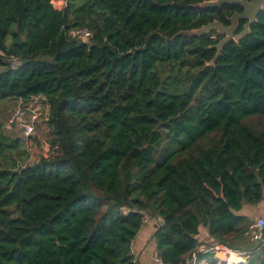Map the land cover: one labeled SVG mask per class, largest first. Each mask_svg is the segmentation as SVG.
I'll return each instance as SVG.
<instances>
[{
  "label": "trees",
  "instance_id": "obj_1",
  "mask_svg": "<svg viewBox=\"0 0 264 264\" xmlns=\"http://www.w3.org/2000/svg\"><path fill=\"white\" fill-rule=\"evenodd\" d=\"M51 1L0 0V111L39 98L50 136L31 163L0 121V264H137L146 218L161 264H218L215 245L264 264V7L214 60L223 36L187 33L237 5Z\"/></svg>",
  "mask_w": 264,
  "mask_h": 264
},
{
  "label": "water",
  "instance_id": "obj_2",
  "mask_svg": "<svg viewBox=\"0 0 264 264\" xmlns=\"http://www.w3.org/2000/svg\"><path fill=\"white\" fill-rule=\"evenodd\" d=\"M237 5L242 10L240 12H235L231 17L227 19L229 25H224L220 21H212L202 27L189 31L188 35H204L210 31H216L223 37L214 46L216 48V54L214 60L219 56L223 47L235 38H243L249 31L252 24L255 23L257 15L262 11L264 7V0H211L205 1L199 4L200 8H217L222 5ZM245 21L242 31L237 35L239 22Z\"/></svg>",
  "mask_w": 264,
  "mask_h": 264
},
{
  "label": "rangeland",
  "instance_id": "obj_3",
  "mask_svg": "<svg viewBox=\"0 0 264 264\" xmlns=\"http://www.w3.org/2000/svg\"><path fill=\"white\" fill-rule=\"evenodd\" d=\"M62 2H63V0H53V4L56 8H59L61 6ZM47 60H49V59H47ZM15 103H16L15 100H13L11 103H9V107H8V104H6V106L3 105L5 110L0 111V121L3 124L2 128H4L5 131L7 130L8 119L10 118V116H12L11 115L12 111L14 110L16 105H18L19 102H17L16 104ZM43 104H44L43 100H39L36 104H34L32 102L27 103V105H31V106L38 108L37 122L34 125L35 141L32 142V147L29 149V151H30L29 152L30 153V162L31 163L33 161H36L40 156L49 155V152H50V144H49L50 136L48 133V128L46 127V124H45V120L47 119V116H48V108L46 106H44ZM11 126L12 127L10 129H8L10 134L17 135V136H20L23 138L22 129L19 128L17 125L16 126L11 125ZM157 224L158 223L156 220L146 218L145 225L141 229V233L139 232L140 236L147 234V235L152 237L153 232L157 228ZM233 252L236 253L235 251H233ZM222 253H223V250L221 248L217 251L214 250V258L215 259L220 258L217 256V254L219 256H221ZM238 257H239L238 259H239L240 264H246L248 256H246V258L245 257L242 258L240 256H238ZM222 261H224V260H222ZM224 262H226V261H224ZM205 264H207V263H205Z\"/></svg>",
  "mask_w": 264,
  "mask_h": 264
},
{
  "label": "built area",
  "instance_id": "obj_4",
  "mask_svg": "<svg viewBox=\"0 0 264 264\" xmlns=\"http://www.w3.org/2000/svg\"><path fill=\"white\" fill-rule=\"evenodd\" d=\"M52 5L53 4V0L51 1ZM65 2L63 0V2L61 3V6L57 9H61L64 6ZM55 7V6H54ZM56 8V7H55ZM75 35L78 36L81 39L87 40L90 37V32L87 29H75L72 31L71 35ZM12 65L14 66L15 64L18 63V61L16 60V58L11 57L10 58ZM40 99L39 98H34L33 101H29L32 102L34 104H36ZM37 112H38V108L31 106V105H24V106H19L17 107V109L14 111V113L12 114V116L8 119V125H14V126H18L19 128L22 129V135L23 138H29L30 136H34V125L37 122ZM264 228V219L263 218H257L255 219L253 222H251V224L249 225V230H250V237L251 240H258V239H262V230ZM227 250L226 247L224 246H220V245H215L213 247V250ZM229 251H232L229 249ZM233 252V251H232ZM237 256H240L242 258H246L247 256V252H236L235 253ZM218 264L222 263V264H229L228 262H224L222 261L221 258H217L216 259ZM156 261L160 263V260L158 259V257H156ZM200 264H205L204 262L200 263Z\"/></svg>",
  "mask_w": 264,
  "mask_h": 264
},
{
  "label": "crops",
  "instance_id": "obj_5",
  "mask_svg": "<svg viewBox=\"0 0 264 264\" xmlns=\"http://www.w3.org/2000/svg\"><path fill=\"white\" fill-rule=\"evenodd\" d=\"M250 217L252 218H264V199L257 205L250 208ZM141 233V230H140ZM135 237L132 245V252L135 256L137 264H159L156 261V249L155 242L152 237L145 234ZM208 237V232L205 228L200 227L199 234L197 236L199 241H204Z\"/></svg>",
  "mask_w": 264,
  "mask_h": 264
},
{
  "label": "bare ground",
  "instance_id": "obj_6",
  "mask_svg": "<svg viewBox=\"0 0 264 264\" xmlns=\"http://www.w3.org/2000/svg\"><path fill=\"white\" fill-rule=\"evenodd\" d=\"M218 254H217L218 257H220L222 260L228 262L229 264H240L239 259H238L239 257L234 252L229 251V249H228V251L224 249L221 256H219Z\"/></svg>",
  "mask_w": 264,
  "mask_h": 264
},
{
  "label": "flooded vegetation",
  "instance_id": "obj_7",
  "mask_svg": "<svg viewBox=\"0 0 264 264\" xmlns=\"http://www.w3.org/2000/svg\"><path fill=\"white\" fill-rule=\"evenodd\" d=\"M244 24H245V23H244ZM244 24H243V25H244ZM238 28H239V27H238ZM238 33H239V32H237V34H238ZM237 34H236V35H237Z\"/></svg>",
  "mask_w": 264,
  "mask_h": 264
}]
</instances>
